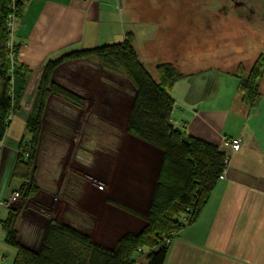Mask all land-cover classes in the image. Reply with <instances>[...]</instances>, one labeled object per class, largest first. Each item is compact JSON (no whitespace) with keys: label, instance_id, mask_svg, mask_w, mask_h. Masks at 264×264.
Returning <instances> with one entry per match:
<instances>
[{"label":"crops","instance_id":"1","mask_svg":"<svg viewBox=\"0 0 264 264\" xmlns=\"http://www.w3.org/2000/svg\"><path fill=\"white\" fill-rule=\"evenodd\" d=\"M21 1L22 11L13 30L14 42L19 45L16 63L33 73L32 79L40 78L43 66L50 60L74 50L122 43L129 34L139 61L148 71H154L157 63L171 62L183 73L169 89L174 100L173 126L185 136L217 146L228 156L224 174L197 218L172 237L163 264H264V102L247 106L235 78H230L234 88L233 84L227 88L228 75L213 63L219 58L213 40L173 39L184 31L182 10L180 6H172L179 3L169 0ZM52 80L84 100L79 105L61 103L62 108L58 109L72 112L74 126L96 123L101 128L112 126L117 133L112 140L107 132L103 133L98 137L99 148L86 149L84 164L80 163L83 168H76L83 179L76 197L68 194L66 197L62 189L66 180L63 175L60 185L56 177L48 181H52L50 189H53L49 192L55 190L56 196L41 194L40 189L35 200L43 210L47 207L54 214L52 218L113 248L122 235L138 233L144 222L107 199L146 213L161 152L126 131L134 86L121 71L88 58L61 64L54 70ZM30 82L31 79L28 86ZM26 90L25 87L23 97ZM33 92L34 100L36 91ZM23 97L19 109L30 112L33 102L28 108L22 107ZM48 108L47 103L43 126ZM8 127L0 154V208H6L4 218L9 206L19 208V203L9 201L19 185L10 174L24 137L19 140L7 137ZM231 139H240L239 150L232 151L225 145ZM112 143L117 145L114 151L109 148ZM20 152L26 157L27 151ZM110 153L116 158H110ZM29 200L20 210L16 229L19 242L35 250L49 219L31 208ZM1 215L0 220L4 219ZM136 264H146V255L136 260Z\"/></svg>","mask_w":264,"mask_h":264},{"label":"trees","instance_id":"2","mask_svg":"<svg viewBox=\"0 0 264 264\" xmlns=\"http://www.w3.org/2000/svg\"><path fill=\"white\" fill-rule=\"evenodd\" d=\"M21 0H0V142L10 122V116L19 109L30 71L16 63L18 46H9L11 35L8 18L19 17ZM95 59L112 69L121 71L134 86L133 101L127 120V133L132 137L160 150L161 160L149 207L146 213L107 201L140 218L143 228L136 234L126 233L107 248L95 242L80 229L54 218L44 229L37 249L18 240L16 224L19 210L8 207L7 215L0 220L4 231V243L15 249L12 264H136L134 254L147 250L146 264H163L167 255L166 239H172L187 224L192 223L206 204L225 165V153L206 141L185 136L171 122L174 100L169 89L181 77L174 64L157 63L154 79L139 61L128 34L122 43L74 50L50 60L42 68L31 111L26 117L30 134L27 155H16L10 178L19 185L15 191L25 199H32L39 191L34 180L35 161L43 126V116L48 98L61 96L76 103L83 99L75 92L54 82L52 75L61 64L82 59ZM250 80L240 81L238 87L242 101L254 107L259 94L254 89L257 72Z\"/></svg>","mask_w":264,"mask_h":264},{"label":"rangeland","instance_id":"3","mask_svg":"<svg viewBox=\"0 0 264 264\" xmlns=\"http://www.w3.org/2000/svg\"><path fill=\"white\" fill-rule=\"evenodd\" d=\"M14 3V0H12ZM175 0H172L173 3ZM179 3V0L178 2ZM173 7H178L180 4H172ZM168 8V6H166ZM180 9H182L180 7ZM17 19V18H16ZM214 46L219 47V58L215 59L213 62L215 66L219 68V66L222 68L224 66L228 67L234 62L238 57H235L234 55H227L223 59H221L220 55V47L218 43L214 42ZM217 55V50L215 51ZM249 61L252 60L251 57L248 58ZM201 65V64H200ZM202 64L201 66H203ZM192 66V65H191ZM190 66V67H191ZM152 69H149V73L154 79L156 78L155 72L151 71ZM36 74V73H35ZM33 73L28 74V80L26 84V95L23 97V100L21 102L22 107H28L30 106V103L33 102V97L32 93L33 91L37 90V86L39 84L40 78L36 79L35 77L32 79ZM35 76V75H34ZM227 88L233 84L234 88V81L230 85V76H227ZM31 79V82L28 86V83ZM232 81V80H231ZM236 83V82H235ZM28 86V87H27ZM264 88V84H263ZM262 93L264 94V89L262 90ZM84 101V100H82ZM47 103L49 105L47 115H46V120L44 123V126H42V133L40 137V143L38 146L37 150V156H36V161H35V181L39 185V190L41 189V194H51V196H56L55 190L51 193L49 192L50 187V182H48L52 177H56L58 184L60 185L61 179L63 178V175L65 176L62 189L64 193L67 194L71 197H76L79 192L78 190L80 189V185L83 183V179L80 177L81 175L76 172L77 167L83 168L81 164H84L83 159L86 157V149H95L99 148V142L100 139L98 138L99 136H102L103 133H108L109 138L112 140L117 131L115 128L112 126L107 127L103 126V128L98 127L96 123H93V126H74V120H73V115L72 112H66V111H59L60 108H62L61 103H67V104H75L74 102L67 100L61 96L52 94L47 100ZM76 104H81V103H76ZM47 105V104H46ZM32 106V103H31ZM27 107V108H28ZM32 107H30L31 109ZM46 109V106H45ZM59 109V110H58ZM27 110H23L22 108L19 110H16L14 114L10 116V121L11 124L9 125L7 129V137H13L16 139H20L22 136H24L20 143H19V150H17V154L21 149H24L25 151L27 150V144L30 139V134L27 131L26 128V117ZM72 117V118H71ZM10 123V122H9ZM90 127H93L92 129ZM106 133V134H107ZM114 135V136H113ZM117 145L115 143H112L109 145V148L111 151L116 150ZM3 150V144L0 142V154ZM95 154V153H94ZM23 155V153H22ZM27 155V154H26ZM88 155V154H87ZM112 157L110 158H116V155L113 153H110ZM24 156V155H23ZM100 157L99 155L97 158ZM91 158V157H89ZM92 159V158H91ZM16 160V157H15ZM14 160V162H15ZM81 163V164H80ZM14 165V164H13ZM226 169V166H225ZM224 172V171H223ZM223 174V173H222ZM94 182L97 183V180L93 179ZM70 191H69V189ZM57 188V187H56ZM53 190V189H50ZM66 191V192H65ZM17 192L13 191L12 193ZM11 193V195H12ZM38 194V193H37ZM37 194L30 199L31 201V208L35 209L38 211L41 215H43L45 218H52L54 217L53 213L48 210L46 207L44 210L40 207L41 205L38 204L35 200V197ZM58 197H62L61 194L57 195ZM12 197V196H11ZM10 197V202L11 203H19V208L20 210L24 207L25 203H27L28 199H25L23 197L22 193H19V196L17 198L13 199ZM74 200V199H73ZM35 201V202H34ZM38 204V206H37ZM36 206L37 208L33 207ZM30 207V206H29ZM3 211L0 210V215L2 218H4V213L6 211V208L2 207L1 208ZM74 213V212H73ZM66 217L68 216V212H65ZM75 214V213H74ZM65 216V215H64ZM82 222H84V216L80 217ZM78 219V218H77ZM3 236H4V231L0 226V263L2 264H11V261L13 260L14 254H15V249L11 246L6 245L3 242ZM147 253L146 249H143V252H136L134 254V258L136 260L141 259L145 256Z\"/></svg>","mask_w":264,"mask_h":264},{"label":"flooded vegetation","instance_id":"4","mask_svg":"<svg viewBox=\"0 0 264 264\" xmlns=\"http://www.w3.org/2000/svg\"><path fill=\"white\" fill-rule=\"evenodd\" d=\"M179 4L184 31L173 39L200 38L221 45V59L231 54L238 57L230 66L219 67L221 72L235 78L238 87L257 72L254 89L259 98L254 106L264 102V0H179Z\"/></svg>","mask_w":264,"mask_h":264},{"label":"built area","instance_id":"5","mask_svg":"<svg viewBox=\"0 0 264 264\" xmlns=\"http://www.w3.org/2000/svg\"><path fill=\"white\" fill-rule=\"evenodd\" d=\"M15 22H16V17L13 14H11L9 16V18H8V23H7L8 29L11 32V35H10V38H9V42H8L10 48L15 43L14 39H13V30H14ZM225 145L230 147V149L232 151H237L241 147V141H240V139H231V140L227 141L225 143ZM223 163H224L225 166H227L228 156H225ZM223 174H224V172H223ZM223 174L221 175V177L223 176ZM11 196H12L11 198L14 201V199L17 198L19 196V194H18V192H14V193H12ZM182 223L188 224L189 223V218L188 217H184L183 220H182ZM174 235H175V232L172 233V236H174ZM165 242L166 243H170V239H166Z\"/></svg>","mask_w":264,"mask_h":264}]
</instances>
